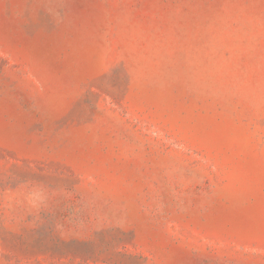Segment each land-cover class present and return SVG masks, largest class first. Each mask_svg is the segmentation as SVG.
Instances as JSON below:
<instances>
[{"label": "rangeland", "instance_id": "rangeland-1", "mask_svg": "<svg viewBox=\"0 0 264 264\" xmlns=\"http://www.w3.org/2000/svg\"><path fill=\"white\" fill-rule=\"evenodd\" d=\"M0 264H264V0H0Z\"/></svg>", "mask_w": 264, "mask_h": 264}]
</instances>
